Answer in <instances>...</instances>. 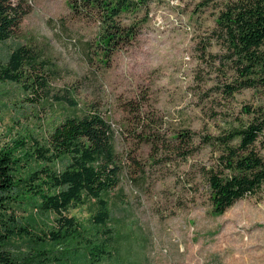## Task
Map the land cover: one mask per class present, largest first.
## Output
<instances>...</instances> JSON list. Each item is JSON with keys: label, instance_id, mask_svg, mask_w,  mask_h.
Masks as SVG:
<instances>
[{"label": "rangeland", "instance_id": "rangeland-1", "mask_svg": "<svg viewBox=\"0 0 264 264\" xmlns=\"http://www.w3.org/2000/svg\"><path fill=\"white\" fill-rule=\"evenodd\" d=\"M200 1L165 0L152 8L134 42L108 58L91 53L95 27L75 16L68 0H26L28 13L16 37L0 43V62L18 43L42 51L49 79L46 93L0 83V147L20 136L44 144L66 117L89 110L104 115L116 134L122 170L106 196L115 240L104 264H264V195L247 196L214 214L199 175L208 151L185 160L169 154L175 132L216 133L242 104L256 100L250 90L228 99L218 91L209 54H219L220 45L207 42L221 0L198 6ZM127 101L142 105L151 121L147 129L159 131V154L132 136L134 114L122 110ZM95 208L86 200L65 215L88 228ZM23 214L40 235L56 219L34 209ZM10 249L16 252V239Z\"/></svg>", "mask_w": 264, "mask_h": 264}, {"label": "trees", "instance_id": "trees-1", "mask_svg": "<svg viewBox=\"0 0 264 264\" xmlns=\"http://www.w3.org/2000/svg\"><path fill=\"white\" fill-rule=\"evenodd\" d=\"M212 0H201L198 6ZM165 0H68L71 12L95 27L91 53L105 58L131 45L152 8ZM213 14V39L219 54H209L216 69L217 89L224 98L250 90L253 104H242L232 122L216 133L175 132L169 154L181 160L205 149L208 162L199 165L206 198L214 214H223L236 201L264 195V0H221ZM201 7H198L200 10ZM26 0H0V43L16 37ZM197 13L194 12V15ZM205 50V49H204ZM47 61L42 51L18 43L0 62V83H20L24 91L46 93ZM69 103L76 105L71 98ZM134 114L132 136L149 143L159 154V135L142 105L123 103ZM153 131L150 134L147 132ZM32 141V142H29ZM116 134L99 111L68 116L39 144L20 136L0 147V264H104L115 235L106 198L120 181L121 161ZM30 143V144H29ZM162 155V153H160ZM169 160V159H168ZM34 162L43 165L30 168ZM57 164L62 169H55ZM86 200L95 210L91 227L82 226L66 211ZM55 215L52 227L36 234L26 215L30 210ZM16 239V252L11 251ZM17 242L27 243L26 248Z\"/></svg>", "mask_w": 264, "mask_h": 264}]
</instances>
